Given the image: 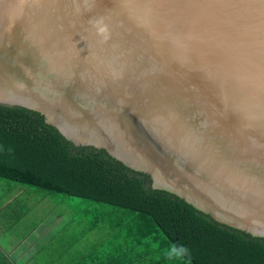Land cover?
Returning a JSON list of instances; mask_svg holds the SVG:
<instances>
[{
	"label": "water",
	"instance_id": "95a60500",
	"mask_svg": "<svg viewBox=\"0 0 264 264\" xmlns=\"http://www.w3.org/2000/svg\"><path fill=\"white\" fill-rule=\"evenodd\" d=\"M0 105L264 239V0H0Z\"/></svg>",
	"mask_w": 264,
	"mask_h": 264
},
{
	"label": "trees",
	"instance_id": "16d2710c",
	"mask_svg": "<svg viewBox=\"0 0 264 264\" xmlns=\"http://www.w3.org/2000/svg\"><path fill=\"white\" fill-rule=\"evenodd\" d=\"M0 181L86 201L104 264H264V239L153 190L148 176L74 146L27 109L0 105Z\"/></svg>",
	"mask_w": 264,
	"mask_h": 264
},
{
	"label": "crops",
	"instance_id": "0c3cea01",
	"mask_svg": "<svg viewBox=\"0 0 264 264\" xmlns=\"http://www.w3.org/2000/svg\"><path fill=\"white\" fill-rule=\"evenodd\" d=\"M0 182V264L107 262L104 242L88 232L94 223L80 220L86 201Z\"/></svg>",
	"mask_w": 264,
	"mask_h": 264
},
{
	"label": "rangeland",
	"instance_id": "374dc122",
	"mask_svg": "<svg viewBox=\"0 0 264 264\" xmlns=\"http://www.w3.org/2000/svg\"><path fill=\"white\" fill-rule=\"evenodd\" d=\"M4 182H8V181H4ZM0 183H2V182H0ZM34 190H36V189H34ZM37 191V193L41 196V197H43L44 196V192H42V191H38V190H36ZM55 200H59V198H54ZM75 200V199H74ZM77 201V200H76ZM79 201V200H78ZM88 205V203L86 202V205H84L83 207H85V206H87ZM83 207H82V209H83ZM77 208V207H76ZM77 209H80V208H77ZM84 215V216H83ZM93 217V214H91L90 216H86V214H80V220L82 221V222H84V221H86V220H88V219H91ZM85 224H87V223H85ZM112 244V246H114V242L112 241V243L109 241H107L106 242V245H107V247H108V244ZM116 243V242H115ZM112 246H110V247H112Z\"/></svg>",
	"mask_w": 264,
	"mask_h": 264
}]
</instances>
